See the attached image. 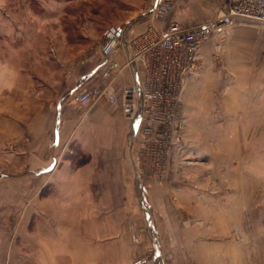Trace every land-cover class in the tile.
<instances>
[{
	"label": "rangeland",
	"instance_id": "374dc122",
	"mask_svg": "<svg viewBox=\"0 0 264 264\" xmlns=\"http://www.w3.org/2000/svg\"><path fill=\"white\" fill-rule=\"evenodd\" d=\"M151 1L27 0L31 10H9V14L26 22V54L20 53V63H25L27 90L20 98L19 92L0 91V264L54 263L50 251L37 248V241L49 240L51 236L35 233L38 214L31 215L30 210L34 205V210L53 212L48 221L64 233L57 237L72 239L69 244L63 241L68 254L59 251L56 264H87V258L89 264H197L194 243L243 240L244 224L239 226L244 218L241 222L236 220L239 224L229 235L224 234V226L214 222L222 207L217 198L226 200L228 196L243 200L246 208L244 221L250 232L247 237L253 245L249 264H264V106H258L260 97L264 101V90L262 95L258 89L249 92L245 89L249 84L242 81L253 68L257 73L264 72V48L258 41L264 37V26L255 21L243 22L224 38L207 44L211 54L207 85L198 92L197 100L196 92L190 93L186 101L182 98L184 132L176 133L177 123H171L167 139L170 152L165 157L155 153L156 136L147 140L137 134L133 146L131 125L123 164L113 161L110 171L100 170L109 167L108 162L92 165L96 167L91 171L93 178L106 174L113 179L105 182L118 184L56 188L44 183L43 187H26L27 218L14 219L13 215L23 207L18 201L23 191L18 183L23 171L19 162H23L18 157L20 138L14 130L16 124L4 122L2 115L20 118L28 128L35 102L43 103V113L51 115L58 96L56 84L52 87L51 83L66 77L74 62L95 58L106 29L122 26L140 34L148 24L160 23L148 13ZM4 47L0 42V54ZM18 55L11 49L9 59L0 57V62L7 61L13 70L19 65ZM235 74L241 76L235 80ZM254 81L259 84V80ZM260 84L256 87L262 89L264 78ZM25 99L27 102L22 103ZM101 101L104 100L89 104L100 105ZM47 117H43V125L48 123ZM99 127L102 128L101 123ZM47 130L51 131L44 129ZM26 141L29 142L28 137ZM100 155L99 159H105L104 154ZM47 180L49 177L45 176L42 181ZM73 194L78 197L76 203L70 200ZM51 196L54 198L49 199ZM72 207L75 231L69 218ZM22 226L26 231L20 235L18 229ZM68 226L73 234L65 233ZM73 245V249L69 248ZM218 253L223 258L207 259L203 264H243L237 254L230 259L227 250L220 247Z\"/></svg>",
	"mask_w": 264,
	"mask_h": 264
},
{
	"label": "crops",
	"instance_id": "0c3cea01",
	"mask_svg": "<svg viewBox=\"0 0 264 264\" xmlns=\"http://www.w3.org/2000/svg\"><path fill=\"white\" fill-rule=\"evenodd\" d=\"M227 3L228 0H176L174 9L168 20L155 24V26L158 29H163L171 21H177L184 26H192L206 22L220 16L224 12ZM31 9L32 6L27 3V0H0V42L5 46L4 49L2 48L3 53L0 54V57L4 60H6V58L9 59L11 49H13V52L17 51L19 53V65L13 70L10 69L11 65L10 67L7 66V61L0 62V76H3L2 78L0 77V91L19 92L17 94L19 95L18 98H20L21 93L25 95L27 90L25 63L22 66L20 63V53L23 52L26 54L27 46L24 43L26 42V22L24 19L12 16L8 12L9 10L25 12ZM258 41L262 44V48H264V37L263 39L260 38ZM21 42H23V45ZM209 43L210 41L207 42L202 49L203 60L201 70L186 83L183 91V99H185V101L192 92L197 93L195 97L197 100L198 92L201 93L204 89L203 86L207 85L206 78L209 76L211 68L210 46H207ZM115 58L120 63H125V51H118ZM103 59L104 56L100 51L92 60H86L81 63L80 61H76L71 65L72 67L69 68L66 77L62 76L61 79L58 77L56 83H51L52 87L56 84V93H58V96L52 104L51 115L49 112L43 113V103L35 102V112L29 128L26 122L20 118L17 120L12 117L10 119V117L2 115V120L4 122L9 121L10 123L13 122V125L16 124L14 125V130H17L16 134L18 140L20 138L18 157L19 161L22 160L23 162H19V167L22 166L21 169H23V171L20 172V177L18 179L19 188H23L22 193L20 192L21 194L19 195L18 201L23 204V207L22 210L19 208L18 212L13 215L14 219L18 216L20 218L22 217L23 220L27 218V188L43 187L44 183H50L56 188L62 186L88 187L91 185L106 186L118 184L117 182H105L113 179L112 176L106 174H100L99 177L93 178L91 171L96 168L92 166L95 162H108L109 167H101L100 170L103 171H110V165L114 163L113 161H116L118 164H123L122 160L127 152L126 144L131 127L123 89L133 84L134 76L130 69H125L121 74L115 75L111 81H103L100 74V66ZM70 64L71 62L67 67H69ZM255 70L256 69L253 68L248 74H244L242 81L245 84H249L248 88H245L248 89L249 92L258 89L259 95H262L261 92L264 90V86L262 89L256 86H261L260 83L263 81L264 72L263 74L261 72L257 73V70ZM12 74L17 77H10ZM238 75L239 77L241 76L240 74H235L233 78L237 80ZM254 80H259V84L256 85ZM82 86H93L98 89H104L108 91L109 94H114L117 97V102L111 103L104 100L101 101L102 103H100V105H78L72 101V96L74 90ZM209 90H211L210 86ZM25 102H27L26 99L22 100V103ZM251 105H253V103ZM254 105L256 104L254 103ZM258 106H264V101L261 97L259 98ZM25 107L26 105L24 108ZM37 107L39 108L36 110ZM23 112L26 113V110L24 109ZM44 116H48L45 121L48 122L46 125H43ZM100 123L102 124V128H98ZM95 127L98 128V130H96ZM45 128H49L51 131H44ZM27 137L29 138L28 143L26 141ZM21 139L25 140L22 141ZM100 154H104L105 159H99L98 155ZM45 176L49 177V181L47 180L48 182L42 181L45 179ZM60 196L59 194L58 198H60ZM48 198L52 199L54 197L51 196ZM77 198V195L73 194L70 200L76 203L78 200ZM226 198V200L217 198V202H222V207L221 212H217L218 214L214 217V222L217 225L224 226L227 229V231H224V234L229 235L231 233L233 234V231H235L234 225L239 224L236 220L240 221L241 218L245 219L246 208L243 205V200H236L233 196H228ZM32 204L33 203L29 205ZM30 207L32 211L31 215L33 213L38 214V217L36 216L38 220L35 233L38 236L39 234H42V236H51L49 240L42 239L39 240L40 242L37 241V248L39 250L50 251V259L54 262L53 264H56L58 262V256L60 255L59 251H62L61 254L68 251V249L65 250L66 248L62 246L64 245L63 241L65 239L61 240L60 237H57L64 235V233H62L59 228H54L53 221H48L53 217V212L44 209L40 211L34 210L36 209L35 205ZM218 208L220 209L219 206ZM48 216L50 219H48ZM82 216H84V214ZM69 218L73 220L72 231H75L74 207L69 211ZM244 219L243 223H240L239 226L241 227L244 224L241 231L243 240L240 242L227 239L221 244L194 243V256L197 264H203L207 259L211 261L215 259L217 261L219 258H223V255L218 253V247L227 250L228 254H226L229 255V257L225 256L226 258L233 259V256L237 254V256H239L238 258L243 259V264L251 263V249L253 245L250 238L247 237V233L250 232L246 230ZM18 231L20 235H23L26 231L25 226L20 227ZM72 231L69 232L68 226V231L66 230L65 233L67 235L70 233L73 234L74 232ZM82 233L84 234V232ZM87 240L86 243L88 245L90 243V238L88 237ZM260 240L258 239V241ZM65 241L67 242L66 244H69V241H72V239L70 240L67 238ZM82 243V245L85 244L84 239ZM27 245L28 242L25 240L24 246ZM69 248L73 249L74 245ZM231 252L233 253L230 254ZM66 254L68 253L66 252ZM87 259V264H89V258ZM164 263L165 262H163V264ZM72 264H74V261Z\"/></svg>",
	"mask_w": 264,
	"mask_h": 264
},
{
	"label": "built area",
	"instance_id": "2783aa9c",
	"mask_svg": "<svg viewBox=\"0 0 264 264\" xmlns=\"http://www.w3.org/2000/svg\"><path fill=\"white\" fill-rule=\"evenodd\" d=\"M149 3L147 10L153 19L165 22L176 0H152ZM246 21L264 26V0H228L220 16L192 26L171 21L163 29L150 23L140 34L122 26L105 30L100 50L104 56L100 66L102 79L111 81L125 69H130L134 76L133 84L123 89L132 125L133 146L137 134L144 135L147 140L156 136V155L161 153L165 157L170 152L167 139L171 123H177L176 133L184 132L183 91L188 80L201 70L204 45L224 38ZM121 50L126 54L123 64L115 58ZM94 100L116 103L117 97L96 87L78 88L72 96V101L78 105Z\"/></svg>",
	"mask_w": 264,
	"mask_h": 264
}]
</instances>
